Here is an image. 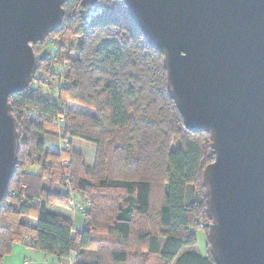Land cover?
Segmentation results:
<instances>
[{
  "label": "trees",
  "instance_id": "16d2710c",
  "mask_svg": "<svg viewBox=\"0 0 264 264\" xmlns=\"http://www.w3.org/2000/svg\"><path fill=\"white\" fill-rule=\"evenodd\" d=\"M82 1L64 4L62 25L34 46L33 81L9 99L20 138L0 204V264L16 243L60 260L74 256V264H216L203 183L215 159L210 134L184 125L164 56L124 2L98 0L102 11L88 22ZM56 79L58 86L46 82ZM71 101L94 112L72 111ZM50 136L64 147L48 150ZM75 138L96 145L93 166ZM74 202L85 208L81 229L48 209ZM203 220L200 252L192 227ZM89 250L94 261H79Z\"/></svg>",
  "mask_w": 264,
  "mask_h": 264
},
{
  "label": "water",
  "instance_id": "95a60500",
  "mask_svg": "<svg viewBox=\"0 0 264 264\" xmlns=\"http://www.w3.org/2000/svg\"><path fill=\"white\" fill-rule=\"evenodd\" d=\"M67 1L0 0V204L20 138L9 99L33 81L34 46L62 25ZM122 1L163 54L184 125L210 134L203 183L216 264H264V0Z\"/></svg>",
  "mask_w": 264,
  "mask_h": 264
},
{
  "label": "rangeland",
  "instance_id": "374dc122",
  "mask_svg": "<svg viewBox=\"0 0 264 264\" xmlns=\"http://www.w3.org/2000/svg\"><path fill=\"white\" fill-rule=\"evenodd\" d=\"M102 11V7L99 6L98 4H88V6L86 7V9L83 11L85 17H86V20L88 22H90L92 20V18H94L98 13H100ZM37 71V70H36ZM48 81V82H47ZM58 79L56 80H46V82L48 84H52V85H56L58 86ZM46 83V84H47ZM47 85H43L42 88H40L39 90L42 91L41 93H43V91H48V87H46ZM68 108H70L72 111H79V112H82V111H91L92 113L94 112L92 109L82 105L81 103L79 102H76V101H71L68 103ZM64 142L60 141V139L58 137H55V136H50V137H47L46 138V148L48 150H54V151H58L61 147H64ZM72 146L77 149L78 151L81 152V154L83 155V158H84V161L92 166L93 163V159L95 157V154H96V145L92 142H89V141H86V140H82V139H73V142H72ZM89 162V163H88ZM34 171V172H39L41 170L40 167L38 166H32V167H28V171ZM57 189H60L59 187H57ZM65 190L67 191H70V188H65ZM67 191V192H68ZM72 192V191H71ZM73 193V192H72ZM75 195V194H74ZM55 206V205H54ZM62 206V205H60ZM72 208V207H70ZM75 210H78L77 213H79V215L83 216L84 217V214L79 210V208H77L75 205L73 207ZM211 223V221L209 222V224ZM199 224H204V227H201V228H198L197 231V249H199L201 252L205 249V245H206V239H207V236H206V232L204 231L205 229V220L203 221H200ZM199 224L196 226V228L199 226ZM208 224V226H209ZM76 225V223H75ZM76 227H79L78 225H76ZM193 229L195 228L192 227ZM22 244V243H20ZM89 255L92 256L90 257L91 260H87V261H94L95 259V252L93 253V251L89 250L88 251ZM71 261L72 263L74 264L75 260L74 259V256H72L71 258ZM79 261H85V259H83L82 257H79L78 258Z\"/></svg>",
  "mask_w": 264,
  "mask_h": 264
},
{
  "label": "crops",
  "instance_id": "0c3cea01",
  "mask_svg": "<svg viewBox=\"0 0 264 264\" xmlns=\"http://www.w3.org/2000/svg\"><path fill=\"white\" fill-rule=\"evenodd\" d=\"M94 160L95 157L93 159V163ZM48 209L54 213L70 218L73 222L75 229H81L85 225V217L79 215V213H77L78 210H75L73 207L70 208V207L55 205V206H50ZM75 223L79 227H76ZM91 256L87 251L84 254H82L80 257H82L85 260L88 259L91 260L90 258ZM2 264H73V263L70 258L68 259L65 258L60 260L56 256L46 254L26 244L16 243L11 247L10 252L4 256Z\"/></svg>",
  "mask_w": 264,
  "mask_h": 264
},
{
  "label": "built area",
  "instance_id": "2783aa9c",
  "mask_svg": "<svg viewBox=\"0 0 264 264\" xmlns=\"http://www.w3.org/2000/svg\"><path fill=\"white\" fill-rule=\"evenodd\" d=\"M73 204H74L77 208H79L80 211H82V212L85 211V208H84L82 205L78 204L77 202H74ZM201 227H204V224H199V226H198L197 228H196V227H195L194 229L192 228V231L195 232V231L198 230V228H201Z\"/></svg>",
  "mask_w": 264,
  "mask_h": 264
}]
</instances>
